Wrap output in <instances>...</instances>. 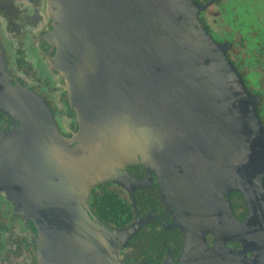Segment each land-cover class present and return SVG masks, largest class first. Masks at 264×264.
Returning <instances> with one entry per match:
<instances>
[{
	"label": "flooded vegetation",
	"instance_id": "af4514ba",
	"mask_svg": "<svg viewBox=\"0 0 264 264\" xmlns=\"http://www.w3.org/2000/svg\"><path fill=\"white\" fill-rule=\"evenodd\" d=\"M108 1L28 0L29 8L21 0L18 8L14 0H0V16L7 20L6 27L0 26L1 64L9 76L45 100L64 138L72 137L86 118L79 114L74 106L78 100L70 93V81L80 83L78 79L84 78L70 73L68 62L75 68L102 52L100 41L89 44L82 27L90 13L91 24V16L102 24L97 13ZM193 1L203 8L201 21L220 12L214 4L222 0ZM253 1L235 6L227 0V37L223 39L227 57L255 98V112L264 129V0ZM245 12L256 15L249 29H245ZM95 71L97 79L102 78ZM86 72L87 68L79 71ZM86 91L87 87L81 97L87 102ZM119 118L125 122L124 116ZM12 127V116L0 107V133ZM129 144L118 145L119 161L110 178L92 189L86 213L94 228L81 219L72 220L70 212L63 225L54 212L37 213L32 218L36 222L28 220L24 210L31 211L24 205L15 208L0 171V264H264V146H257L250 156L252 163L257 159L260 180L253 198L238 188L244 185L232 187L227 195V186L220 188L214 182L217 175L211 166H227L226 176L235 173V161L228 157L212 161L210 154H197L171 160L162 155L158 161L146 146ZM5 150L0 139V157ZM38 155H31L23 144L17 148L20 186L44 184L48 173ZM199 178L209 181L187 192L186 185L201 183Z\"/></svg>",
	"mask_w": 264,
	"mask_h": 264
},
{
	"label": "water",
	"instance_id": "95a60500",
	"mask_svg": "<svg viewBox=\"0 0 264 264\" xmlns=\"http://www.w3.org/2000/svg\"><path fill=\"white\" fill-rule=\"evenodd\" d=\"M104 6L97 13L102 24L94 16L91 24L90 13L82 27L89 44L100 41L102 52L76 69L68 62L69 72L84 78L70 81V93L86 117L70 138L59 133L45 100L7 74L0 55V107L13 118V127L0 133L6 146L0 171L15 208L26 206L31 213L24 210L25 217L35 222L37 213L54 212L61 225L70 212L72 220L94 228L86 213L92 189L110 178L123 142L146 146L158 161L162 155L171 160L197 154H210L212 161L228 157L235 161V173L226 176L227 166H211L214 182L226 185L227 195L244 185L238 188L254 198L259 169L250 156L264 146V129L255 98L227 57L224 36L219 42L200 20L202 6L193 0H109ZM81 68L87 72L79 73ZM85 87L87 102L81 97ZM22 144L31 155L39 154L48 173L44 184H18L17 148ZM199 179L186 185L187 192L209 181Z\"/></svg>",
	"mask_w": 264,
	"mask_h": 264
},
{
	"label": "rangeland",
	"instance_id": "374dc122",
	"mask_svg": "<svg viewBox=\"0 0 264 264\" xmlns=\"http://www.w3.org/2000/svg\"><path fill=\"white\" fill-rule=\"evenodd\" d=\"M232 3L235 6L242 5V4H253V0H232ZM214 6L218 7L220 9V12L217 14V16H212L211 19H209V16L204 17V21L207 24V30L213 35V37L216 40H219L220 37H227V8L229 6V3H227V0H222L219 5L214 4ZM213 6H211L212 8ZM256 15L255 13H244L243 19L245 23V29H249L250 23L254 21ZM219 28L221 30L218 33H215V29Z\"/></svg>",
	"mask_w": 264,
	"mask_h": 264
},
{
	"label": "clouds",
	"instance_id": "9594fccd",
	"mask_svg": "<svg viewBox=\"0 0 264 264\" xmlns=\"http://www.w3.org/2000/svg\"><path fill=\"white\" fill-rule=\"evenodd\" d=\"M14 3L16 4L18 8L21 7V0H14ZM24 4L27 5L29 8H31V5L28 3V0H24ZM17 23H19V21H17ZM0 26H5V27L7 26V20H5L3 16H0ZM28 27H31V26L28 25ZM37 27H39V25H37Z\"/></svg>",
	"mask_w": 264,
	"mask_h": 264
}]
</instances>
